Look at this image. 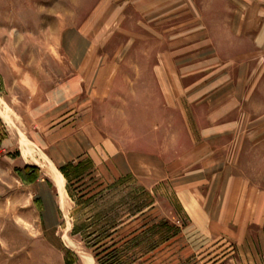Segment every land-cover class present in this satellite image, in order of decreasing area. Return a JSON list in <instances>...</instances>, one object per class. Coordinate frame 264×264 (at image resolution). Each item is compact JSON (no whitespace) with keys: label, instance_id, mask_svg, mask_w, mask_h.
<instances>
[{"label":"rangeland","instance_id":"374dc122","mask_svg":"<svg viewBox=\"0 0 264 264\" xmlns=\"http://www.w3.org/2000/svg\"><path fill=\"white\" fill-rule=\"evenodd\" d=\"M229 1L0 0V264H264L257 230L207 236L178 191L206 169L201 201L259 159L264 93L245 92L264 86V29L239 8L264 0H235L236 14ZM88 35L93 60L71 61L66 40ZM72 77L75 99L35 119L40 87L56 105ZM118 81L124 94H107Z\"/></svg>","mask_w":264,"mask_h":264},{"label":"crops","instance_id":"0c3cea01","mask_svg":"<svg viewBox=\"0 0 264 264\" xmlns=\"http://www.w3.org/2000/svg\"><path fill=\"white\" fill-rule=\"evenodd\" d=\"M231 4V0L229 1ZM262 2V0H261ZM232 12L236 14L238 12V6L235 0H232L231 4ZM231 10V9H230ZM240 12H243L245 15V29L250 30H263L264 29V6L263 5H246L245 8L240 9ZM259 15V19H253V15ZM260 24V25H259ZM228 28H231L229 26ZM65 43L70 47V60L74 62H86L93 60V46L98 45V41H94L92 37L88 36H77L74 38H68ZM101 43V42H100ZM253 44L256 46L264 45V38H254ZM103 59L108 55H101ZM105 60V59H104ZM122 73L119 71L117 73V78H123ZM155 77L159 75V77H168V76H176V71L161 70L157 72L155 70ZM158 74V75H157ZM134 75V73H133ZM77 76V74L75 75ZM115 77V76H114ZM88 80H92L88 77ZM88 81V100H92V92H93V83ZM71 82V93L68 91V96L64 98L60 103L53 105L54 98L52 96L58 93L57 90H54L55 86L49 88L40 87L42 92V99L36 102H33V106L31 108L32 115L35 119H42L47 117L51 112L55 110H60L63 104L70 103L82 90L81 82L78 77H72L69 80ZM119 83H114L110 89H106V93H113L115 95L124 94L123 89H121ZM63 83H60L58 87L60 88ZM101 92H103V86L101 85ZM132 90V95L136 94L135 87ZM51 89V90H49ZM60 93L66 92L62 91ZM257 92L258 94L264 93V86L256 87L251 86L246 88V94H253ZM257 90V91H256ZM260 92V93H259ZM106 93L103 92L100 98L97 100H102L104 102V98ZM71 94V95H70ZM263 97V96H261ZM249 99H246V106L250 107L251 102L249 103ZM58 101V100H56ZM100 102V101H99ZM53 105L52 107H48ZM264 104H262L263 110ZM260 119L264 118V110L260 114ZM256 137H260V139H256L259 144L254 145L257 149H260L259 155L257 154L258 150L254 149L253 146L248 150V154L253 158H259L253 164H249L245 167V170L238 169L237 165H234V169L236 171L235 174L232 173H220L213 177L212 185L213 187L208 189L205 196L201 197L197 201L194 198L193 191H197L198 187H201L206 183L203 174H208L206 169H202L198 171L197 178L193 180H189L185 185L179 186L178 191L181 193V204L183 209L187 212V214L191 217L192 220H196L200 224V229H204V234L207 236L217 237L219 235H224L228 238H235L238 236H242L241 231H245L243 236L247 237L246 232L251 229L257 230L260 234L259 236L264 238V134L256 135ZM255 137V138H256ZM251 138V137H250ZM250 140V139H249ZM252 145V144H251ZM164 150V151H163ZM155 153L153 156L159 158H171L174 156L173 150L171 149H163L162 147H155ZM231 167V168H232ZM199 174H202L201 177ZM222 174V175H221ZM199 175V176H198ZM218 187V188H217ZM227 213V214H226ZM227 215V216H226ZM238 230V232L234 233V231ZM211 230V231H210ZM218 230V231H215ZM264 243V242H263ZM261 253H264V244L261 248Z\"/></svg>","mask_w":264,"mask_h":264},{"label":"bare ground","instance_id":"6f19581e","mask_svg":"<svg viewBox=\"0 0 264 264\" xmlns=\"http://www.w3.org/2000/svg\"><path fill=\"white\" fill-rule=\"evenodd\" d=\"M3 104V101L0 99V105ZM2 106V105H1ZM2 108V107H1ZM6 118V117H5ZM4 118V119H5ZM7 121V120H6ZM8 122V121H7ZM28 144V143H27ZM23 145V144H22ZM23 147V146H22ZM27 149V148H25ZM30 150V149H29ZM26 154V153H25ZM33 154V153H32ZM38 155V154H37ZM26 156V155H25ZM45 161V160H44ZM48 161V160H47ZM45 165V164H44ZM45 168V167H44ZM48 169L47 171H49V174L51 175V177L53 178V181L54 183L56 184V187L58 189L61 190V187H62V181H63V178L62 176L56 171V169L51 165L49 164L48 167L46 168ZM46 171V170H45Z\"/></svg>","mask_w":264,"mask_h":264}]
</instances>
